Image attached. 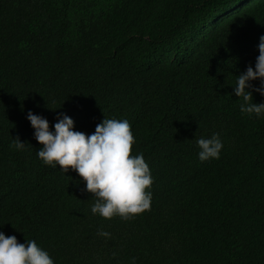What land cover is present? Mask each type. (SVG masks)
I'll return each mask as SVG.
<instances>
[{"label":"trees","instance_id":"16d2710c","mask_svg":"<svg viewBox=\"0 0 264 264\" xmlns=\"http://www.w3.org/2000/svg\"><path fill=\"white\" fill-rule=\"evenodd\" d=\"M261 36L264 0H0V232L54 264H264V114H242L234 95ZM29 111L86 135L127 120L150 210L93 214L77 173L38 158ZM216 133L219 159L201 162L196 140Z\"/></svg>","mask_w":264,"mask_h":264},{"label":"clouds","instance_id":"9594fccd","mask_svg":"<svg viewBox=\"0 0 264 264\" xmlns=\"http://www.w3.org/2000/svg\"><path fill=\"white\" fill-rule=\"evenodd\" d=\"M258 52L255 67L247 66L237 77L234 87V95L242 99L241 113L256 117L264 114V103L252 102L253 92L264 97V36L259 38ZM257 80L259 87H253L251 82ZM27 120L34 129V139L41 145L36 151L38 158L46 165L59 166L64 174L69 170L77 173L85 183V191L95 198L91 208L93 214L104 219L118 215L126 220L150 210L151 193L145 190L153 183L151 171L142 154L132 155L135 140L127 120L104 118L91 135L74 131V121L63 113L56 117L54 131L49 130L46 118L31 111L27 113ZM26 145L17 136L13 138L11 147L24 150ZM196 145L200 149L198 158L201 162L219 159L223 147L218 133L211 138H199ZM7 167L5 158L0 157L2 185L6 180ZM27 172L25 166L12 170L4 188L8 189L6 193L13 196L18 193ZM51 193L56 192L52 190ZM98 234L110 236L104 231ZM0 264H54V261L34 240L19 243L15 236L6 237L0 232Z\"/></svg>","mask_w":264,"mask_h":264}]
</instances>
